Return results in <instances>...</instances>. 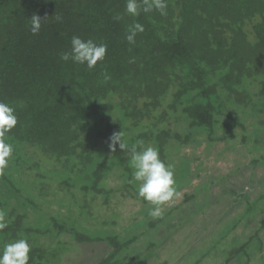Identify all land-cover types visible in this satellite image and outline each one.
I'll return each instance as SVG.
<instances>
[{
    "label": "trees",
    "instance_id": "1",
    "mask_svg": "<svg viewBox=\"0 0 264 264\" xmlns=\"http://www.w3.org/2000/svg\"><path fill=\"white\" fill-rule=\"evenodd\" d=\"M167 3V16L131 17L124 15L125 0H0V101L18 120L6 134L13 154L0 174V214L8 225L0 231V250L25 239L29 264H58L69 251L63 237L71 236L78 244L111 247L98 264H132L141 256L136 242L146 240L140 252L152 251L161 264L183 249L169 232L182 238L190 226L208 224L216 201L197 205L199 173L178 155L197 137H210L216 124L221 142L241 137L248 146L264 139L249 136L244 122L251 105L261 110L257 121L264 115V0ZM34 14L47 17L37 35L30 31ZM118 14L123 18L116 20ZM134 21L145 30L128 44ZM73 36L105 43V59L92 69L61 60ZM119 131L129 147L143 141L173 165L175 186L185 195L175 215L165 217L168 225L153 219L138 197L127 151L108 150V138ZM119 194L145 203L144 218L133 219L126 238L111 232L116 217L100 227L106 221L92 216L95 203L110 205Z\"/></svg>",
    "mask_w": 264,
    "mask_h": 264
},
{
    "label": "rangeland",
    "instance_id": "2",
    "mask_svg": "<svg viewBox=\"0 0 264 264\" xmlns=\"http://www.w3.org/2000/svg\"><path fill=\"white\" fill-rule=\"evenodd\" d=\"M260 112L258 106L251 105L246 110L244 118L246 131L254 139L259 136L264 138V115L258 121L255 119L260 116ZM238 116L242 117V110H239ZM221 126L216 124L210 137H197L198 142H190L186 150L178 155L190 165L191 168L185 165L187 170L192 169L193 172L199 173L197 184L195 183L197 187L193 189L197 196V205L204 208L209 203L213 205L214 200L216 203L215 207L212 206L209 209V216H205L209 220L204 219L208 222L207 225L199 223L196 228L190 226L188 230H185L186 234L182 238L180 233L174 235L173 232L168 233L169 237H174L172 242L175 246L183 249L178 256H173L169 252L161 259V264H264V199L262 198L264 196V139L260 141V145L252 141L248 146L242 144L241 137L221 142L219 138L224 136ZM172 129L175 133L181 131L175 128V125H172ZM234 132L238 133L236 130ZM209 140L214 144L207 145ZM255 160H258L259 164H254ZM115 184L117 181L112 180L111 185ZM200 187L203 192L199 191ZM184 195L185 191L174 201L176 203L168 204L169 207L163 216L165 225L169 223L165 217L175 215L177 212L174 210L175 204L180 205ZM144 204L132 197L124 198L119 194L118 197L111 198L110 205L95 203L99 209H96L92 216L99 224L101 219L106 221L102 222L100 227L107 222L109 225L110 221L107 219L111 216L116 217L119 222L111 232L126 238L135 228L132 224L133 219L144 218L141 216L142 210L145 209ZM186 208L182 207L180 211ZM63 239L69 245V251H66L63 262L58 264H98L112 252L108 244L101 246L78 244L71 236H65ZM140 242L146 245V240L136 242V245L139 243V246L135 245L138 248L137 255L141 256L132 264H158L156 255H153L152 251L149 253L144 251L143 254L140 252L144 247ZM189 247L197 249L198 252L194 253V249L190 253L187 252L185 248ZM241 248H243L242 252ZM183 251L186 252L185 256L182 255ZM231 252L236 255L232 257ZM130 253L135 255L132 251Z\"/></svg>",
    "mask_w": 264,
    "mask_h": 264
},
{
    "label": "clouds",
    "instance_id": "3",
    "mask_svg": "<svg viewBox=\"0 0 264 264\" xmlns=\"http://www.w3.org/2000/svg\"><path fill=\"white\" fill-rule=\"evenodd\" d=\"M167 0H125L124 15L138 17L142 12H158L162 17L167 16ZM123 17L117 15L116 20ZM47 19L33 15L30 19V31L37 35L42 23ZM61 20L59 15L55 16ZM144 26L139 22L128 25L125 39L128 44H134L138 33L144 32ZM107 45L96 43L92 39H82L79 36L71 38V50L60 53V59L72 61L78 65H85L88 69L94 68L98 62L105 59ZM104 80L110 79L103 73ZM18 123L16 111L8 103L0 101V174L6 169L9 158L13 154L12 144L6 142V134L11 132ZM127 151L133 171V180L137 182V195L150 207L149 215L153 219H160L164 215L165 205L179 196L174 178V167L166 164L161 158L159 150L151 145L145 146L143 141H138V146L129 147L123 139L121 131L113 132L108 138L107 147L110 152L117 150ZM4 217L0 214V231L7 228ZM30 245L25 239H17L6 243L0 250V264H29Z\"/></svg>",
    "mask_w": 264,
    "mask_h": 264
}]
</instances>
